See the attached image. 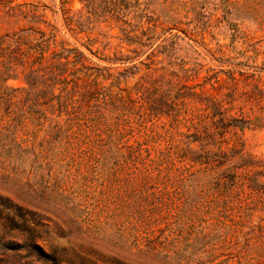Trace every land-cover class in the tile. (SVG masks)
<instances>
[{"label": "rangeland", "instance_id": "obj_1", "mask_svg": "<svg viewBox=\"0 0 264 264\" xmlns=\"http://www.w3.org/2000/svg\"><path fill=\"white\" fill-rule=\"evenodd\" d=\"M0 264H264V0H0Z\"/></svg>", "mask_w": 264, "mask_h": 264}, {"label": "trees", "instance_id": "obj_2", "mask_svg": "<svg viewBox=\"0 0 264 264\" xmlns=\"http://www.w3.org/2000/svg\"><path fill=\"white\" fill-rule=\"evenodd\" d=\"M32 75V74H31ZM30 76V74L28 75V77Z\"/></svg>", "mask_w": 264, "mask_h": 264}]
</instances>
